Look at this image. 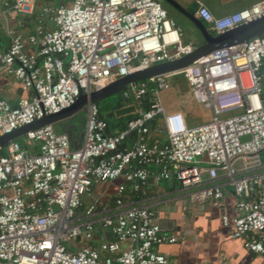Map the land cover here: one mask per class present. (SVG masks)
Wrapping results in <instances>:
<instances>
[{"label":"built area","instance_id":"1","mask_svg":"<svg viewBox=\"0 0 264 264\" xmlns=\"http://www.w3.org/2000/svg\"><path fill=\"white\" fill-rule=\"evenodd\" d=\"M29 16L25 35L8 29L0 73L16 79V104L0 96V136L76 102L118 77L189 53L162 0H0ZM194 14L224 32L264 14V0L214 15L196 0ZM20 26L24 23L20 22ZM181 75L209 117L190 124L160 94ZM264 34L216 48L176 71L128 82L131 116L108 130L88 100L82 142L45 123L0 143V264H167L158 246L180 238L161 228L139 202L151 181H173L189 202L223 197L232 187L236 213L221 214L229 236L264 256ZM156 119L158 124L151 126ZM114 183L112 201L84 197ZM201 264H206L202 262Z\"/></svg>","mask_w":264,"mask_h":264},{"label":"crops","instance_id":"2","mask_svg":"<svg viewBox=\"0 0 264 264\" xmlns=\"http://www.w3.org/2000/svg\"><path fill=\"white\" fill-rule=\"evenodd\" d=\"M46 3L56 4L52 1ZM182 6L188 10V4ZM20 22H23L24 25L20 26ZM11 27L16 32L25 35L32 30L33 22L29 16L22 13L14 11L8 13L0 1L1 47L8 45L10 37L7 31ZM24 94L16 79L11 75L0 73L1 97L11 104H16ZM262 97L264 102V91ZM129 106L134 105L127 103L120 108ZM168 107L170 108V106ZM128 114L130 112L116 114V116H124L125 120L127 118L125 115ZM187 120L191 124V119L188 118ZM119 127L121 126L114 128ZM54 129L67 132L68 135L70 132L61 128L60 125L55 126ZM261 156L263 160L262 169L264 170V152ZM178 186L173 181H160L158 183L151 181L147 193L140 196L139 199V202L150 204L157 211V219L163 231L175 234L179 238L182 237L177 242L163 243L157 247L160 252L166 255L167 264H201L202 262H206V264H264V256L247 250L240 239L231 238L229 229L221 223L222 213L228 215L236 213L231 185H225L223 197L220 200H207L204 203L187 201L182 192L178 190ZM107 192L98 186L91 194L84 197V201L87 203L96 197H104L105 199L108 196L111 197L112 193Z\"/></svg>","mask_w":264,"mask_h":264},{"label":"water","instance_id":"3","mask_svg":"<svg viewBox=\"0 0 264 264\" xmlns=\"http://www.w3.org/2000/svg\"><path fill=\"white\" fill-rule=\"evenodd\" d=\"M162 1L168 3L172 8L176 9L178 12L182 13L191 21H193L203 38V41L200 44L194 46L193 49L187 54L181 55L174 59H168L146 68L130 72L127 75L118 77L110 84L100 89L94 90L90 94L81 91L76 99V102L70 107L64 108L57 113L46 115L40 120L35 121L34 123L18 127L11 133L1 135L0 143H6L8 140L21 135L23 132L30 128L38 127L45 123H52L60 118H65L73 115L77 112L78 109L85 106L88 100H99L103 97L114 94L120 91L128 82L146 79L157 74L176 71L182 67L187 66L198 57L205 55L216 48L243 42L245 40H249L253 37H259L264 34V14L252 20L243 22L224 32L212 34L201 19H199L194 13L188 11L176 0ZM133 109L134 106L122 107L116 109L115 114H124L133 111ZM208 201H211V199H209Z\"/></svg>","mask_w":264,"mask_h":264},{"label":"rangeland","instance_id":"4","mask_svg":"<svg viewBox=\"0 0 264 264\" xmlns=\"http://www.w3.org/2000/svg\"><path fill=\"white\" fill-rule=\"evenodd\" d=\"M58 2L59 0H38V7L41 4L46 2ZM68 1V0H66ZM182 5H187L193 0H176ZM204 4L208 6L213 5V9L217 12V15L228 13L232 9L242 8L244 6L250 5L252 2L256 0H200ZM162 6L168 12V15L172 17L180 26L181 28V39L183 43H193L194 46L200 44L203 41L202 35L196 25L191 21L188 17L183 15L182 13L178 12L176 9L172 8L168 3L162 1ZM210 5H208V4ZM171 87L166 90H163L160 94L162 102L165 104L167 108L170 106L171 108H180L188 117L191 119V124H199L209 116V110L202 106L201 104L197 103L194 98L192 97L191 91L188 87V84L184 80V78L176 79L171 77ZM99 105L103 107L104 111L103 114L109 120H116L117 116L110 115L113 107L117 104L125 105L127 103H131L134 106H137V102L130 99L128 101L122 98L120 91L111 94L109 96L103 97L98 100ZM187 118V119H188ZM85 120H86V107L83 106L77 110V112L73 115H70L65 118H60L57 121L53 122V126H61L63 129L69 130V141L71 147H76L78 143L82 142L83 134H84V127H85ZM17 141L24 144V136L19 135L15 137ZM100 188L104 189L107 193L114 192V183L105 182L100 185Z\"/></svg>","mask_w":264,"mask_h":264},{"label":"trees","instance_id":"5","mask_svg":"<svg viewBox=\"0 0 264 264\" xmlns=\"http://www.w3.org/2000/svg\"><path fill=\"white\" fill-rule=\"evenodd\" d=\"M208 4V3H207ZM209 5V4H208ZM210 6V5H209ZM245 7V6H244ZM196 8H197V3H196V0H193V1H191L189 4H188V10L191 12V13H194L195 12V10H196ZM243 8V7H242ZM237 9H240V8H236V9H232L231 11H234V10H237ZM210 10H211V12L214 14V15H217L216 13V11H215V9H213V5L212 6H210ZM204 22V21H203ZM204 24L206 25V26H208L207 25V23L206 22H204ZM210 32L212 33V34H215V31H213V30H210ZM182 76L181 75H174V78H176V79H179V78H181ZM97 103H98V106H99V115H100V117H102V118H104L106 121H107V123H108V130L109 131H112V130H114V127H117V126H121L122 124H124V122H125V120H124V116H117V119L116 120H109V119H107L106 117H105V115L103 114V107H101L100 105H99V101L97 100ZM122 105L119 103V104H117L115 107H113V109H112V111L110 112V115H114L115 114V110L116 109H118V108H120ZM116 115V114H115ZM127 118L129 117V116H131V114H128V115H125ZM156 124H158V121L156 120V119H154L152 122H151V126H155ZM264 152V151H263ZM105 201H109V202H111L112 201V197H109L108 196V198H106L105 199Z\"/></svg>","mask_w":264,"mask_h":264}]
</instances>
